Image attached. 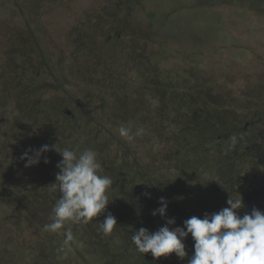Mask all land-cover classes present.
Wrapping results in <instances>:
<instances>
[{
  "label": "rangeland",
  "instance_id": "rangeland-1",
  "mask_svg": "<svg viewBox=\"0 0 264 264\" xmlns=\"http://www.w3.org/2000/svg\"><path fill=\"white\" fill-rule=\"evenodd\" d=\"M28 1L6 3L21 7ZM38 1L40 13L47 11V14L34 17L30 25L26 18H21L13 26L20 33H33L44 55V60L40 54L36 56L38 65L67 68L72 75L69 78L66 75L64 86L68 92L77 88L76 78L80 77L75 72L78 67L68 61V54L57 62L58 51L73 49L64 34L77 22L92 17L96 23L106 14H114L115 5L121 3L125 12L129 10L121 72L137 86L140 102L148 105L143 106L146 110L165 105L172 110L170 120L159 123L160 132L149 129L151 122H148L144 134L132 142L120 137L119 128L130 125L134 131L142 122H120V125L106 122L123 143L118 150L114 147L117 153H110L102 168L112 179L107 195L115 218L126 213L131 220L128 231L132 235L141 227L155 232L167 219L176 221L170 228L183 227L184 221L192 216L202 219L205 213L223 209L232 194L233 179L249 170L253 162L255 150L251 154L246 147L260 142L264 150L263 139H255L256 128L250 125L244 130L255 115L264 117V0ZM5 18L6 15L0 16V27L5 26ZM79 26L74 27L76 31ZM3 33L0 28V39L4 41L0 43L1 54L8 49ZM57 79H48L51 95L61 91ZM64 86L60 84L61 88ZM81 92L85 96L86 91ZM148 92L158 96L166 92L168 102L160 101L159 97L150 101ZM109 101L108 110L114 113L118 103ZM164 125L168 127L162 129ZM259 128L264 130V122ZM126 165L131 169L129 172L121 167ZM152 181L159 186L151 188L149 199L142 196L138 205L114 194L118 187L129 190L144 183L145 189ZM162 197L168 202L166 218L151 216L148 208L151 204L161 206ZM50 216L44 220L46 224L51 222ZM133 223L137 225L135 229ZM78 227L82 231L83 225ZM192 241L191 235L183 241L188 253L184 264L193 255ZM98 242L94 247L86 246L84 241V260L76 257L71 248L66 251L72 254L74 264H141L135 248L122 249L118 239L101 235ZM168 258L181 261L174 253Z\"/></svg>",
  "mask_w": 264,
  "mask_h": 264
},
{
  "label": "flooded vegetation",
  "instance_id": "flooded-vegetation-1",
  "mask_svg": "<svg viewBox=\"0 0 264 264\" xmlns=\"http://www.w3.org/2000/svg\"><path fill=\"white\" fill-rule=\"evenodd\" d=\"M6 1L0 0V16L7 17L4 20L5 26L0 28L4 29L2 36L8 46L3 54L0 52V264H74L72 254L70 256L68 253L65 255L58 252L64 237L42 228L46 225L44 220L52 215L53 207L60 196L58 189L51 187L59 171L57 164L62 160L55 147L57 150L69 148L78 152L92 149L97 153V159L103 168L110 153H117L123 146L120 138H116L111 132L112 127L106 122L119 125L120 122H142L138 127L143 129L151 122L149 129L160 132L159 123L170 120L172 110L168 105L165 108L157 106L146 110L143 106L148 105L140 102L137 86L125 79V74L121 72L123 67L120 63L127 48L124 44V35L128 33L125 21L129 15V10L125 12L121 3L115 5L114 14L108 13L96 23L92 22V17V20L70 26L66 22L71 28L69 33L64 34L65 41H69V45H65L72 46L73 49L67 51L62 48L58 51L57 62H62V58L68 54V61L75 63L78 67L75 72L80 77L76 78L77 88L68 92L64 86L71 75L67 68L56 66L57 68L51 69L38 65L36 56L39 57L40 54L43 59L44 55L41 54L40 44L34 41L33 33H20L13 26L21 18H26L30 25L34 17H44L47 11L40 13L41 4L38 0H29L21 7L7 6ZM78 24L81 26L76 31L74 27ZM1 41L4 42L3 39H0V43ZM52 52L55 54V51ZM52 78H58L61 90L53 95L48 82ZM80 84L83 86L80 87ZM81 91H86L85 96ZM165 93L158 96L155 92H148L146 95H149L150 101L160 98V101L168 102V95ZM110 99L118 103L114 113L108 110L111 106ZM94 101L96 106L93 107ZM99 103L102 106L98 107ZM183 115L186 116V112ZM261 122H264V117L257 114L246 124L244 130L252 125L256 128L255 139L260 138L264 142V130L259 128ZM166 127L168 126L164 125L162 129ZM44 145H48L50 151L43 153L38 164L25 167L26 160L22 159L24 153L33 155L34 150H39ZM254 150L255 155L249 170L233 179L231 193L234 197L238 194L242 196V188L253 176L264 174V150L261 149L260 142L246 147V151L251 154ZM45 159L49 162L45 163ZM121 167L128 172L131 170L127 165ZM102 174L107 175V172L103 171ZM143 184L129 190L118 187L119 190H115L114 194L127 197L132 205H138L142 196L149 199L151 188L159 186L152 181V184L143 189ZM159 207L151 204L148 208L149 214L153 216V211ZM225 207L229 205L226 203L223 208ZM109 213L113 215V210L107 206L105 212L93 222L82 224V231L75 224L69 223L65 226L66 229L73 228L72 234L76 231L67 246L76 257L84 260V241L86 246H97L98 239L103 235L97 231L99 222ZM125 214L120 213L116 219L117 226L109 235L118 239L124 250L135 248L131 241L132 232L128 231L131 220ZM192 244L194 254V241ZM138 254L141 264L185 263V260L176 261L168 257L156 260L151 253ZM191 257L192 255L190 259Z\"/></svg>",
  "mask_w": 264,
  "mask_h": 264
},
{
  "label": "clouds",
  "instance_id": "clouds-1",
  "mask_svg": "<svg viewBox=\"0 0 264 264\" xmlns=\"http://www.w3.org/2000/svg\"><path fill=\"white\" fill-rule=\"evenodd\" d=\"M144 134L143 128L132 131L131 126H121L119 135L127 142ZM55 150L62 156L57 164L53 189H58L57 199L51 222L44 225V230L64 237L58 252L67 255L66 248L73 239L66 225H87L93 222L107 209L109 198L107 190L112 185V179L102 174L97 153L92 149L75 151L69 148ZM50 151L48 145L34 150L33 155L24 153L25 167H31L40 162L43 153ZM45 163L49 161L44 160ZM229 207L215 213H205L201 219L197 216L184 221L183 227L170 228L175 225V219H167L166 224L157 231L150 232L141 227L131 235L135 250L140 254L151 253L159 260L173 253L181 260L188 256L185 243L189 235L194 241V254L188 264H264V213L253 208L251 213L240 216L239 210L245 207L240 194H229ZM160 207L153 211V216L166 218L168 202L160 199ZM117 226L115 216L109 213L99 222L98 232L110 235Z\"/></svg>",
  "mask_w": 264,
  "mask_h": 264
},
{
  "label": "water",
  "instance_id": "water-1",
  "mask_svg": "<svg viewBox=\"0 0 264 264\" xmlns=\"http://www.w3.org/2000/svg\"><path fill=\"white\" fill-rule=\"evenodd\" d=\"M245 207L241 209L239 215L251 213L253 208L264 213V174L253 176L241 191Z\"/></svg>",
  "mask_w": 264,
  "mask_h": 264
}]
</instances>
